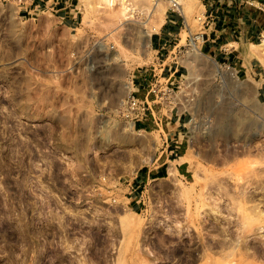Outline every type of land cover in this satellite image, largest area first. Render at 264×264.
Returning <instances> with one entry per match:
<instances>
[{
  "label": "rangeland",
  "instance_id": "1",
  "mask_svg": "<svg viewBox=\"0 0 264 264\" xmlns=\"http://www.w3.org/2000/svg\"><path fill=\"white\" fill-rule=\"evenodd\" d=\"M184 1L183 13L171 0H74L71 25L0 0V264H264V53L252 46L264 10ZM206 2L222 21L236 5L233 35L257 33L225 47L244 68L192 40ZM173 12L185 25L157 52ZM168 65L193 121L174 135L170 109L152 104L159 116L131 129L133 81L146 69L169 77ZM246 80L260 87L246 93ZM165 161V177L139 187L141 171Z\"/></svg>",
  "mask_w": 264,
  "mask_h": 264
},
{
  "label": "crops",
  "instance_id": "2",
  "mask_svg": "<svg viewBox=\"0 0 264 264\" xmlns=\"http://www.w3.org/2000/svg\"><path fill=\"white\" fill-rule=\"evenodd\" d=\"M21 1L23 4L21 5L20 10L22 12H27V14L29 15L30 14L38 15L45 11L53 12L59 15V19L69 18L71 21V25H74L75 19L77 18L78 12L76 11V8L74 6V0H21ZM201 1L204 2L205 0H201ZM218 2L220 1L218 0ZM244 3L255 5L261 11L264 10L263 9L264 0H244ZM207 4L208 2H206L205 4L203 3V6L205 8V11L210 14L209 6ZM215 11H216V14L218 13V15L215 14V16H213L211 14L212 18L207 23L208 25L205 28L206 37H205L204 47H203L205 53H208L210 55L212 54L217 59H220V60L223 59V62L225 64L244 68V65H243L244 63L241 62L243 61L242 57L235 51H227L225 47L230 45L233 42H236V40L242 41L243 37L245 36L253 37L252 34H257V33L254 31L248 30L247 35L242 34L240 37H237L232 34L231 26L234 24H233V21L230 19L232 17L230 16V14L232 11L233 13L237 12L236 5L232 6L231 10L228 11L229 12L228 16L230 17L228 21H225V20L222 21L220 19L221 17H218L220 16V14L222 16V13H223L222 7L217 6V8H215ZM247 20L248 19H246V21ZM241 23H245V22L241 21ZM184 25H185V20L180 13L173 12L167 15L165 17L164 24L162 25L160 32L156 33V35L152 39V47L155 49V51L160 52L170 47L172 43L176 41L178 36L181 35L180 31L183 30ZM163 70L165 72H172V71L175 72L176 71L179 73V68L175 66H172V67L169 66V67L162 68L159 70V72H162ZM145 75L146 73L144 71V73H141L139 77H137V79L133 81V85L136 87V90H134L133 94L135 95V97L139 98L140 100H144L147 97L148 99L152 98L151 96L150 97L148 96L147 82L144 80ZM259 99L264 102V82H262V85L259 89ZM150 111H151V115L153 116V118H155L156 116H159L158 114L160 112L157 113L153 108ZM188 118H189L188 116L170 115L167 117V119H165V117L161 116L162 120L165 119L167 126L169 125L172 126L174 135H177V133L178 135H182L179 129L186 126L188 122ZM145 125L146 123H144V121L141 120L139 123V126L145 127ZM176 148H179V147L176 146ZM167 163L168 161H165L162 164L155 167L154 169H146V170L144 169L145 171H141V174L138 175L139 180L136 181L137 183H139V187H141V185L144 184L149 179H159V178L165 177V173L168 170V167L166 166Z\"/></svg>",
  "mask_w": 264,
  "mask_h": 264
},
{
  "label": "built area",
  "instance_id": "3",
  "mask_svg": "<svg viewBox=\"0 0 264 264\" xmlns=\"http://www.w3.org/2000/svg\"><path fill=\"white\" fill-rule=\"evenodd\" d=\"M212 13L204 12L202 16L198 17V20L202 23L204 27H207V23L212 18ZM261 38L264 40V31L260 33ZM192 40H202L205 41V33L194 36ZM176 45V44H175ZM176 46H173V49H176ZM174 51H171V53ZM179 53V52H178ZM229 67V66H228ZM145 70L144 80L147 82L148 96L152 97L151 99L145 98L140 100L135 97L132 93L128 99L125 101L127 110L132 114L133 124L135 127V121H141L147 118V112L152 110V104L160 105L162 109L168 107L170 109V115H180V116H189L188 123L193 121V116L190 113V109L186 108L184 104L178 100V96L174 92L175 86L174 79L172 77L176 74V71L172 73L169 77L162 76V74H157L155 69ZM179 87V86H178ZM175 112V113H174Z\"/></svg>",
  "mask_w": 264,
  "mask_h": 264
},
{
  "label": "bare ground",
  "instance_id": "4",
  "mask_svg": "<svg viewBox=\"0 0 264 264\" xmlns=\"http://www.w3.org/2000/svg\"><path fill=\"white\" fill-rule=\"evenodd\" d=\"M171 3L173 4V5H175V7L177 6L178 7V9H180L183 13H184V9L186 8V3H185V1L184 0H171ZM156 11L157 12H159L160 14H162V15H164L165 14V8L164 7H162L160 4L159 5H157V7H156ZM142 31V30H141ZM148 33V32H147ZM252 46L253 47H256V48H258V49H260L263 53H264V40L262 41V43H260V44H252ZM253 54H255V53H253ZM247 56V55H246ZM111 58V57H110ZM113 58V57H112ZM263 62H264V60H263ZM108 64V63H107ZM213 64L215 65V68H216V70L220 73V74H222V75H228V74H230L233 78L236 76V71H235V69H233V68H231V67H227L226 69H224L222 66H220V65H218L216 62H213ZM106 65V64H105ZM250 79V78H249ZM243 85V88L245 89V91H246V93L248 92V91H250V90H253V88H259L260 87V83H257V84H253L252 83V81L251 80H246V81H244V83L242 84ZM248 95V94H247ZM248 97V96H247ZM130 127H131V129H133L134 128V124L133 123H131L130 124ZM175 173H176V171H175V168L174 167H170V169H169V174L170 175H172V176H174L175 175ZM243 194V193H242ZM256 206V205H255ZM257 207V206H256ZM253 209H254V207H253ZM258 210V209H257ZM231 232V231H230ZM225 238V237H224ZM232 238V237H231ZM227 239V238H226ZM225 240V239H224ZM214 244V243H213ZM216 244V243H215ZM210 247H212V246H210ZM222 249V248H221ZM226 249V248H225ZM223 251H224V249H223ZM232 251V253L233 252H235V250H231ZM222 252V251H221ZM228 252H229V250H228ZM229 256V255H228ZM230 257V256H229ZM211 261H212V259H211ZM211 263H214L213 261L211 262ZM231 263V262H230ZM215 264V263H214ZM226 264V263H225Z\"/></svg>",
  "mask_w": 264,
  "mask_h": 264
}]
</instances>
